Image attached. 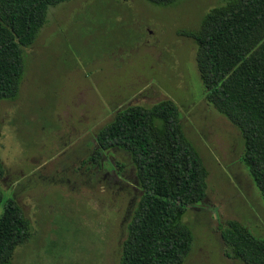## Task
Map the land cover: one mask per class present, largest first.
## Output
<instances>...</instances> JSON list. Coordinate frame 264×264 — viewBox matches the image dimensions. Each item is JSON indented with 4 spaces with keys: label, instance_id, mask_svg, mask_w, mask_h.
<instances>
[{
    "label": "rangeland",
    "instance_id": "374dc122",
    "mask_svg": "<svg viewBox=\"0 0 264 264\" xmlns=\"http://www.w3.org/2000/svg\"><path fill=\"white\" fill-rule=\"evenodd\" d=\"M226 3L71 0L49 9L25 50L17 99L0 101V215L13 199L31 224V238L11 264H120L141 195L135 165L128 152L108 150L104 168L110 172L115 159L119 175L104 169L96 177L84 173L80 160L119 110L164 100L178 105L184 132L209 172L207 199L183 216L194 235L183 264H243L226 254L228 221L264 240V197L241 160L244 139L207 101L196 44L179 35L197 30Z\"/></svg>",
    "mask_w": 264,
    "mask_h": 264
},
{
    "label": "trees",
    "instance_id": "16d2710c",
    "mask_svg": "<svg viewBox=\"0 0 264 264\" xmlns=\"http://www.w3.org/2000/svg\"><path fill=\"white\" fill-rule=\"evenodd\" d=\"M71 0H0V101H14L25 72V50L36 42L51 7ZM168 5L177 0H147ZM179 35L197 47L196 63L207 101L240 131L242 162L264 197V0H227L208 12L197 30ZM100 150L118 147L131 156L141 192L122 244L120 264H183L194 235L183 216L207 199L209 172L186 136L178 105L122 108L99 130ZM5 175L0 156V179ZM4 194L0 188V206ZM31 238V224L16 200L0 215V264ZM222 238L229 258L264 264V240L238 221Z\"/></svg>",
    "mask_w": 264,
    "mask_h": 264
},
{
    "label": "flooded vegetation",
    "instance_id": "af4514ba",
    "mask_svg": "<svg viewBox=\"0 0 264 264\" xmlns=\"http://www.w3.org/2000/svg\"><path fill=\"white\" fill-rule=\"evenodd\" d=\"M95 140V139H94ZM91 147H92V149H93V152L91 153V151H90V149L89 150H83L82 152H84V153H87V152H89V154H88V158H84V159H81L80 160V162H82V166H83V168H84V173H87V174H91V176H95L96 175V177H98V175L100 176L101 174H102V171H104V165H103V162L105 161V156H106V152L108 151V150H112V149H120V148H118V147H115V148H110V149H106V150H102L101 152H102V154H101V156H100V159H99V162L98 163H96V162H93V161H91L90 160V158L92 157V156H95L96 155V153L98 152V150H100V147H99V145L95 142L94 144H92L91 145ZM117 152H120V151H117L116 150V153ZM122 153V152H121ZM113 161H112V163H111V165H112V170L110 169V172H107L108 170H106V176H108L109 174L111 175L112 174V172L114 173L115 172V174L116 175H119L118 173H119V171L118 170H116V171H114L113 170V168H114V166L116 165V163L117 162H114V160L115 159H112ZM119 163V162H118ZM81 164V163H80ZM90 165V166H89ZM124 165H121V166H119V165H117V167H119V168H122ZM90 167H93L92 168V170H90L89 171V168ZM82 168V167H81ZM95 172V173H94ZM135 173V172H134ZM109 175V176H110ZM102 176H103V174H102ZM136 181H137V177H136V175H135V180H134V184H136ZM120 188H122V187H120ZM134 188H136V187H134ZM133 217V216H132ZM132 219V218H131Z\"/></svg>",
    "mask_w": 264,
    "mask_h": 264
},
{
    "label": "crops",
    "instance_id": "0c3cea01",
    "mask_svg": "<svg viewBox=\"0 0 264 264\" xmlns=\"http://www.w3.org/2000/svg\"><path fill=\"white\" fill-rule=\"evenodd\" d=\"M95 136H96V135H95ZM86 139H87V138H86ZM94 139H95V138H94ZM88 140H89V139H88ZM88 140H86V142H85L86 144L89 143ZM94 143H95V140L91 141V139H90V143L88 144V146L90 147V146H91L92 144H94ZM86 144H85V145H86Z\"/></svg>",
    "mask_w": 264,
    "mask_h": 264
}]
</instances>
